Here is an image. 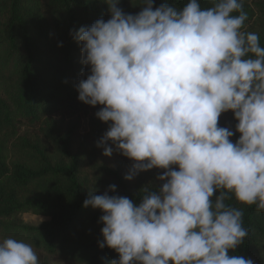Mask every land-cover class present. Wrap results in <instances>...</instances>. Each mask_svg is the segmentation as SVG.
Wrapping results in <instances>:
<instances>
[{
  "label": "trees",
  "instance_id": "obj_1",
  "mask_svg": "<svg viewBox=\"0 0 264 264\" xmlns=\"http://www.w3.org/2000/svg\"><path fill=\"white\" fill-rule=\"evenodd\" d=\"M82 108L76 150L55 116ZM0 229L76 264H264V0H0Z\"/></svg>",
  "mask_w": 264,
  "mask_h": 264
},
{
  "label": "rangeland",
  "instance_id": "obj_2",
  "mask_svg": "<svg viewBox=\"0 0 264 264\" xmlns=\"http://www.w3.org/2000/svg\"><path fill=\"white\" fill-rule=\"evenodd\" d=\"M77 116L80 121V128L76 134V150L82 141H86L85 147L89 149L92 147L94 139L91 135V128L89 124L88 112L85 108L79 109L78 112L73 115L72 111L60 112L55 116L58 121L62 120L61 126L66 128L69 122ZM18 137H28L30 139H43L40 132V126L37 124H31L29 122L23 121L19 126ZM190 138H192L189 135ZM104 156L108 159L111 166L118 167L121 166L125 168L130 174L131 171L138 167L142 169V164L131 158H124L122 154L114 152L112 150H105ZM143 170V169H142ZM154 171V169H153ZM175 172L178 174H185L188 177L196 178L200 176H205L199 168L190 167H180L176 165H168L166 168L160 170V173L164 179H168ZM152 173V171H151ZM133 176V175H132ZM48 217L44 215H38L31 212H26L20 214L18 217L10 219V222L24 223L28 225H39L43 221L47 220ZM0 264H76L71 262V260L65 258L59 254H50L45 251L36 250L26 245L20 244L13 240L7 235V232L0 229Z\"/></svg>",
  "mask_w": 264,
  "mask_h": 264
}]
</instances>
